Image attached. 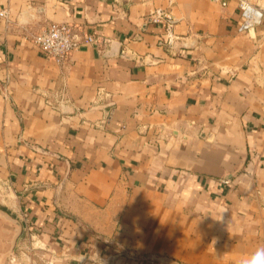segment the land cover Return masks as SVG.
Instances as JSON below:
<instances>
[{
  "label": "crops",
  "instance_id": "obj_1",
  "mask_svg": "<svg viewBox=\"0 0 264 264\" xmlns=\"http://www.w3.org/2000/svg\"><path fill=\"white\" fill-rule=\"evenodd\" d=\"M4 10L0 197L21 234L1 264H242L264 249V22L240 33L235 0ZM51 23L100 44L58 64L32 41Z\"/></svg>",
  "mask_w": 264,
  "mask_h": 264
},
{
  "label": "built area",
  "instance_id": "obj_2",
  "mask_svg": "<svg viewBox=\"0 0 264 264\" xmlns=\"http://www.w3.org/2000/svg\"><path fill=\"white\" fill-rule=\"evenodd\" d=\"M220 4L223 8L228 7L232 0H211ZM238 4L239 20L238 31L251 33L264 22V0H235ZM0 16L7 18V11H1ZM154 23L170 21V18L161 11H157L149 17ZM33 43L47 56L58 64H65L72 52L83 47L99 45L100 40L93 34L79 36L72 25L68 23H51L40 33L32 37ZM172 45L171 37L166 42ZM102 49L101 51H103ZM230 184V181H224Z\"/></svg>",
  "mask_w": 264,
  "mask_h": 264
},
{
  "label": "rangeland",
  "instance_id": "obj_3",
  "mask_svg": "<svg viewBox=\"0 0 264 264\" xmlns=\"http://www.w3.org/2000/svg\"><path fill=\"white\" fill-rule=\"evenodd\" d=\"M3 202H6V200L0 197V210L10 215L9 210L7 209V207H5ZM10 217L12 218L11 215ZM14 220L17 221L15 216ZM14 236L15 227L13 226V222H10L9 219H7L4 215L0 213V264L2 263V260L6 255L14 253L16 242L14 243L13 247L11 245Z\"/></svg>",
  "mask_w": 264,
  "mask_h": 264
},
{
  "label": "clouds",
  "instance_id": "obj_4",
  "mask_svg": "<svg viewBox=\"0 0 264 264\" xmlns=\"http://www.w3.org/2000/svg\"><path fill=\"white\" fill-rule=\"evenodd\" d=\"M242 264H264V249L258 250L251 259L244 260Z\"/></svg>",
  "mask_w": 264,
  "mask_h": 264
},
{
  "label": "water",
  "instance_id": "obj_5",
  "mask_svg": "<svg viewBox=\"0 0 264 264\" xmlns=\"http://www.w3.org/2000/svg\"><path fill=\"white\" fill-rule=\"evenodd\" d=\"M0 213L2 214V215H4L7 219H9L10 220V222H13V224H15V236H14V238H13V242H11V245H12V247H13V245H14V243L16 242V239L18 238V236L21 234V228H20V225H19V223L16 221V220H14L13 218H11L10 217V215L8 214V213H6V212H4V211H1L0 210ZM156 260H159L158 258L156 259ZM168 263H172L171 261H167ZM173 264V263H172Z\"/></svg>",
  "mask_w": 264,
  "mask_h": 264
}]
</instances>
